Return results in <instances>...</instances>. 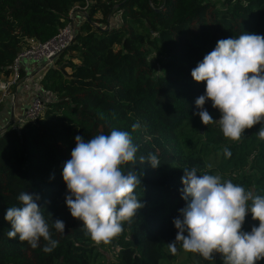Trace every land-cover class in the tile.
Returning <instances> with one entry per match:
<instances>
[{
    "label": "trees",
    "instance_id": "obj_1",
    "mask_svg": "<svg viewBox=\"0 0 264 264\" xmlns=\"http://www.w3.org/2000/svg\"><path fill=\"white\" fill-rule=\"evenodd\" d=\"M76 4L86 12L77 15L73 40L53 63L43 62L36 95L42 111L0 131V264L173 260L168 246L177 233L173 220L190 202L181 199L185 170L218 174L264 196V139L258 135L264 124L246 129L240 141L225 138L218 121L203 125L193 113L199 111L195 100L204 94L205 83L191 77L218 40L244 33L264 36V0H0V81L11 74V64L29 41L45 42L57 34ZM115 13L119 22L112 20ZM19 74L23 80L22 68ZM204 107L214 120L220 118L211 101ZM113 129L129 132L138 148L136 165L124 170L133 167L140 175L136 192L143 207L108 244L113 250L108 263L99 248L104 245L97 246L70 215L62 171L77 135L87 142ZM149 154L159 158L158 167L140 164L139 157ZM22 192L39 196L36 203L58 241L50 253L42 250L43 238L33 249L18 236L8 237L11 225L4 215L20 206ZM52 219L62 220L65 232L51 227ZM258 226L249 213L243 230ZM215 264H223L221 256Z\"/></svg>",
    "mask_w": 264,
    "mask_h": 264
},
{
    "label": "clouds",
    "instance_id": "obj_2",
    "mask_svg": "<svg viewBox=\"0 0 264 264\" xmlns=\"http://www.w3.org/2000/svg\"><path fill=\"white\" fill-rule=\"evenodd\" d=\"M191 77L205 83L204 94L195 100L199 111L193 113L199 115L203 125L218 121L225 138L240 141L246 129L264 124V36L244 33L238 38L218 40L191 71ZM206 101L219 111L218 120L205 109ZM258 135L264 139V128ZM137 150L127 131L113 129L87 142L77 135L71 158L63 165L62 178L68 192L65 204L97 246L108 245L119 237L124 224L130 223L143 207L136 192L141 178L133 170ZM224 153L231 155L228 149ZM139 162L156 168L160 160L149 154L140 156ZM126 165L133 167L125 171ZM181 183V199L190 198V202L178 210L180 216L173 220L177 233L168 243L172 254H176V243L180 242L184 251L198 254L205 261H214L217 253L223 264H257L264 259V196L222 180L218 174L197 175L195 167L184 171ZM38 199L20 193V206L9 207L4 220L11 225L10 239L18 236L19 241L35 249L43 238L47 243L42 250L50 253L58 241L52 239ZM249 213L259 226L245 232L243 224ZM51 227L65 232L60 219H52Z\"/></svg>",
    "mask_w": 264,
    "mask_h": 264
},
{
    "label": "built area",
    "instance_id": "obj_3",
    "mask_svg": "<svg viewBox=\"0 0 264 264\" xmlns=\"http://www.w3.org/2000/svg\"><path fill=\"white\" fill-rule=\"evenodd\" d=\"M80 21V17L71 15L69 13L68 22L61 27L57 34L45 42H35L29 41V44L24 48L11 64V74L6 78V80L0 81V100L4 97L9 96L14 97L11 88L19 87L22 83V78H20V68L23 61H35V62H45L46 64H51L54 59L60 54L73 40V35L75 31L76 24ZM26 87V86H24ZM44 107L41 97L34 96L32 101L24 110L23 117L15 122L16 125H20L23 121L33 120L42 111Z\"/></svg>",
    "mask_w": 264,
    "mask_h": 264
},
{
    "label": "crops",
    "instance_id": "obj_4",
    "mask_svg": "<svg viewBox=\"0 0 264 264\" xmlns=\"http://www.w3.org/2000/svg\"><path fill=\"white\" fill-rule=\"evenodd\" d=\"M44 67L45 64L43 62L26 60L22 62V71L25 75L22 82H24L21 83V86L18 88L12 89L15 94L13 98L6 96L0 100V131L9 123H15L20 120L23 117L26 105L32 101L34 96L41 92L38 78L44 73ZM41 96H43V94ZM52 98L53 95H47V99ZM17 117L21 118L17 119ZM15 119L17 120L15 121Z\"/></svg>",
    "mask_w": 264,
    "mask_h": 264
},
{
    "label": "rangeland",
    "instance_id": "obj_5",
    "mask_svg": "<svg viewBox=\"0 0 264 264\" xmlns=\"http://www.w3.org/2000/svg\"><path fill=\"white\" fill-rule=\"evenodd\" d=\"M86 7H83L81 5L76 4L75 7L71 10V15L73 16H77L79 14H83L86 12L85 10ZM96 17H98V14H96ZM112 20L114 22H119L120 21V14L119 13H115L112 16ZM28 105H26L27 107ZM21 118V117H19ZM17 117V119H19ZM15 119V121L17 120ZM176 247H177V252L174 255V259L173 260H169L167 258H165L160 264H215L216 260L220 257V254H214V261H205L202 257H200L198 254H193V253H189L186 252L182 249L181 243L177 242L176 243ZM100 251L103 253L104 255V260L107 261L108 263H110L113 259V250L111 249V247L109 245H104L99 247Z\"/></svg>",
    "mask_w": 264,
    "mask_h": 264
}]
</instances>
